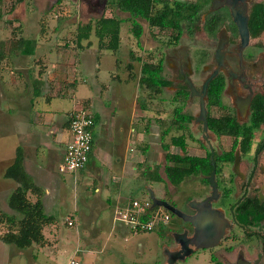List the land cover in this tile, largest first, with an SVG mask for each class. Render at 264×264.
<instances>
[{"label": "crops", "instance_id": "0c3cea01", "mask_svg": "<svg viewBox=\"0 0 264 264\" xmlns=\"http://www.w3.org/2000/svg\"><path fill=\"white\" fill-rule=\"evenodd\" d=\"M77 31L53 28L39 34V38L22 36L31 41L29 46L8 44L3 48V57L0 60V139L3 144L4 139L11 143L7 152L0 154V191L1 195L8 196L16 186L12 180H3L5 178L2 177V171L12 160L14 149L19 147L23 154L24 170L43 191L41 203L45 215L56 219L63 216L62 210L65 209L66 212L72 206L75 213H80V220L75 217L78 222L76 226L80 224L81 227L88 226L97 231L103 221L102 211L108 210L111 218L110 235L115 232L117 237L119 232L121 235L128 232L121 225L115 226L112 213L116 207L122 206L130 199L123 194L127 188L125 175L132 174L131 171L135 170L131 164L137 157L134 145L136 147L137 143H140L142 133L136 134L139 142L133 143L131 149L128 148L127 155L125 150L122 152L118 149V156H115L116 152L112 148L115 133L111 123L115 110L106 106L103 101L115 99L116 91L110 96L108 90L110 76L117 62L126 59L122 57L123 54L121 56L123 50L120 47V29L119 43L113 50L99 46L90 32L89 37L78 39V35H75ZM23 51L26 53L23 54ZM103 65L107 69V82L101 78L105 71L101 69ZM82 106L85 110L89 108L87 111L93 118L92 145L88 154L89 160L87 159L90 161L91 158V166L86 172L88 177L82 179L84 188L90 181L92 191L96 193L90 194L89 197L77 177L75 182H64L65 175L73 172H62L63 175L60 176L58 173L61 172L57 170L64 146L69 140V117L74 110ZM133 113L135 115V108ZM100 118L103 121L98 122ZM126 147L123 146L124 149ZM88 165L86 163L76 172L82 171ZM106 170L113 171V174L108 176ZM62 219L65 224L67 220H72L70 216H63ZM173 224L167 222L164 225L172 227ZM88 232L91 231H75L78 243L76 247H72L76 252L72 253L70 258L79 257L78 264H94L91 262L94 258L91 257L96 255L95 244L99 238L93 234L89 235ZM42 233L47 240L46 247L31 245L19 249L16 255L11 254V249L7 248L5 255H24L22 258L25 262L28 261L27 264H52L53 259L49 256L60 248L52 247L48 241L53 240L46 236L44 231ZM81 240L83 248L79 247ZM108 241L109 239H106V243ZM163 256L166 263L165 251ZM174 263L175 261L172 264Z\"/></svg>", "mask_w": 264, "mask_h": 264}, {"label": "rangeland", "instance_id": "374dc122", "mask_svg": "<svg viewBox=\"0 0 264 264\" xmlns=\"http://www.w3.org/2000/svg\"><path fill=\"white\" fill-rule=\"evenodd\" d=\"M100 15H112L118 18H126L124 21L120 22L119 28L122 43L120 47L123 50L121 56L123 54L122 57L126 59H120V61L117 62L116 68L111 73L108 88L110 96L111 93L116 91V94L114 93L115 99L112 101L109 98L103 101L106 106L114 108L115 110L114 114L111 116L113 117V120L111 121L113 124L112 130L113 133H115L114 145L112 147L116 152L115 156H118V149L122 150V152L125 150V154L127 155V150L131 149L133 146L132 144L138 141L136 134L139 133L141 135L142 133V137L139 139L140 143H137L138 145H136V147L134 145L137 157L139 159L142 158V160H138L136 157L131 162L132 166L135 167V170L131 171L132 174L125 175L127 188L124 190V197L139 200L146 199L148 198V191L151 190L155 197H162V199H165L175 207L183 209V205L186 201L188 202L190 200H199L203 198L205 194H208L209 188L201 183L197 176L195 178H185L176 186L170 184L165 178L163 172V166L166 164L164 151L171 154L174 152L178 154L186 152L188 154L202 155L204 147L198 146L194 142L187 141L184 152L173 146L168 147L166 150L163 149L160 142L163 140L166 142L168 138L166 136V138L161 139V128L159 129L158 122L154 119L156 115L153 116V113L157 114L156 109L166 110L168 112L173 106L178 105V103L170 102V93L165 91L161 97L156 96L151 102L152 105L148 104V108L147 102L143 99L145 98V92L138 83L140 65L146 59L145 46H147L148 43L155 46V48L157 46L160 48L166 44L167 47L169 45L173 46L174 43H171L172 34L174 32L173 30L164 29L159 31L156 27H153L152 31H150V35H148L147 24L144 21H140L142 32L140 37L135 39L131 32V20L127 19L128 14L115 10L113 4L110 2H107L102 12L97 10L96 12H93L85 7L82 2L76 0H20L19 2H17V0H2L0 3V47L6 48L8 44L12 45L11 39H17L19 36L25 38H39L40 27H43L44 31L52 30L53 28H57L61 31L66 29L75 30L76 27H82L88 21L92 24ZM12 30H14V34H11ZM179 41L184 44H188L189 41L191 42L184 32H182L179 37ZM15 45L19 46L16 43ZM101 69L102 71L105 70L103 71L101 78H103L104 82H107V69L104 65L101 66ZM163 76L166 77L167 75L164 74ZM140 104H142L144 108H142ZM181 106H183V104H181ZM134 108L135 115L133 113ZM88 109L89 108H87V110ZM101 120L102 118H100L98 122ZM119 127H121V130H119ZM177 133L178 131L171 130L168 135ZM193 134L196 135V129L193 130ZM254 138L255 139H253L252 142L258 138L257 131L255 132ZM4 142L5 144H3L2 141V144L0 143V154L6 153L11 143L7 142V139H4ZM124 145L127 146L125 149L123 148ZM226 148L227 145L224 142L222 146L217 147V150ZM250 150H253V147H251ZM140 155L143 157H140ZM261 155H264V150L263 152H260L259 156ZM259 159L264 160V158L261 157H259ZM86 163L89 165L82 171L78 173L75 171V173L66 174L64 182L67 184L73 181L75 182L77 177L83 190H87V197H89L90 194L96 195V193L92 191L90 181L86 188L83 186L82 179L88 177L86 172L87 170L89 171L91 166V158L90 161H87ZM245 164L249 165V163ZM106 171L108 176L113 174V171ZM152 171L160 176L158 180L151 178ZM58 174L60 176L63 175L62 173ZM81 176H83V178H81ZM226 178L227 170L223 167L221 171L215 175V179L219 181V194L222 191V186L226 184ZM3 180L12 182L9 179ZM219 184L221 188L219 187ZM6 196L7 195H1L0 191V214L16 215L6 207ZM238 196L239 193H237V191L230 195V198L220 196L217 201L212 203V207H219L220 209H223V211L225 209V217H228L229 215L226 206L229 202H231L230 204H234ZM30 198L32 199L31 196ZM153 209L162 208L156 206L153 207ZM61 213L63 216L71 217L73 222L72 226L66 225L65 221L62 219L63 216H61L52 219V221L43 229L44 234L53 240L51 242L49 240L48 243H51L52 247H56L57 249L60 248L55 251L53 255L49 256L50 259H53L52 264H70V259L77 262L79 261V257L77 256L70 258L73 255L72 253L76 252L75 250H72V247H76V243H78L75 235V231L77 232L78 229L89 230L91 231L88 232L89 235L93 234L99 238L95 244L96 255L91 257L92 259L94 258L93 261H91L94 264H166L163 256L165 249L168 248L173 250L177 247V245L169 238L170 231L172 233L178 230L175 226H172V228L169 225L165 226L164 224H159L153 230L132 233L126 227L121 225L128 233L121 235L119 232L116 237L115 232L110 235L111 218L110 214H108V210L102 211L103 221L100 227L96 229L97 231L90 229L88 226L81 227L80 224L77 227L76 225L78 222L75 220V217L80 220V213H75L72 206H70L68 211L65 212L64 209ZM168 215L170 217L168 222L172 219L175 220V217L172 216V214L169 213ZM188 228L190 229V227ZM247 230L249 229L247 228ZM253 230L256 231V229ZM78 233L80 237V231H78ZM241 234L244 233H241V231L237 229H228L225 231V236H223L216 246L209 249L194 250L189 256H186L183 261L179 260L174 264H212L209 259L210 257H213L221 264H223L224 259L226 262H231V257H229V255L228 257H224V254L228 253L227 250L229 246L235 247L238 244H241L240 246L245 249L244 251H247L245 252L248 257L247 259L251 260L255 256V248L247 246V244L251 243H247L244 239L240 240L239 238ZM106 239H109L107 243ZM47 245L48 244H45L43 247H46ZM65 247L67 248L62 251L61 249ZM79 247L83 248L82 240L81 243H79ZM7 248L11 249V254L13 255H16V252L19 250L13 245H4L3 243H0V264H27L28 261L25 262L22 258L24 255L6 256L5 253ZM259 264H264V261L262 260Z\"/></svg>", "mask_w": 264, "mask_h": 264}, {"label": "flooded vegetation", "instance_id": "af4514ba", "mask_svg": "<svg viewBox=\"0 0 264 264\" xmlns=\"http://www.w3.org/2000/svg\"><path fill=\"white\" fill-rule=\"evenodd\" d=\"M76 1L82 2L85 7L93 12L96 10L102 12L109 2V0ZM167 1L170 5L175 2L182 7L189 4L196 6L193 15L196 20L190 24L189 28L180 23V33L177 38H173L176 31L172 34L171 43H174L173 46L167 47L166 44L160 48H158L159 46L155 48L149 43L145 46V62L158 63L161 66L160 77L167 82L160 88L157 97H161L166 91L170 93L169 101L178 103L168 112L156 109L157 114L153 113V116L156 115L154 119L162 122L164 126L178 119L182 127L178 128L176 130L178 133L174 135L181 136L185 146L189 141L204 147L202 155L186 152L183 154L174 152L173 154H178L182 158L183 156L204 158L206 153H209V163L211 164L212 160L214 164V178L225 167L227 170L226 184L222 188L219 184L222 189L219 194V181H216L218 197L211 201V206L223 193L227 192L226 197L229 198L235 191L239 193L234 204L229 202V205L226 206L228 217H225V209L223 211L219 207L215 206V208L223 212L230 224L229 230L233 228L244 233L239 239L251 243L247 246L255 248V256L251 260L247 259L245 254L247 251H244L245 249L240 246L241 244L235 247L229 246L228 253H225L224 257L229 255L231 262H226L224 259L223 264H259L262 260L264 261V219L256 224H245L239 221L238 213L241 210L254 213L264 212V160L259 159V157L264 158V155L259 156L260 152L264 150V122L260 123L257 128L250 129V149L253 147V150L249 149L245 154L238 149L242 139L241 136H238L234 150L228 155L235 135L230 133L218 134L216 130L221 127L227 128L220 124L229 125L231 130H246L249 126L252 104L256 101L264 103V0ZM161 7V2L155 3L152 12L160 10ZM114 8L119 11L115 6ZM109 17L116 16L110 15ZM244 23L247 29V38L243 41L238 27ZM147 26V34L150 35V31L156 26H149L148 24ZM182 32L191 42L184 44L179 41ZM164 74L167 76L164 77ZM188 84L192 86L193 91L190 90ZM204 84L206 85L202 91ZM200 99L204 106L203 116L200 114ZM194 129H196V135L193 134ZM256 131L258 138L252 142L255 139ZM167 134L163 135L161 139L166 138V136L169 138L170 135ZM224 142L227 148L217 150V147L222 146ZM173 147L178 148L177 146ZM236 151L238 152L237 172L233 169ZM173 154L164 151L165 165L170 163ZM213 156H215V161ZM245 163H249V165ZM195 177L191 175L187 178ZM206 186L209 188L208 182ZM209 193L210 191L204 197L208 196ZM188 202L186 201L183 205V209L177 208L187 214L193 213ZM240 205L241 210L239 209ZM168 223L170 225L174 223L173 226L178 228L177 232L186 230L187 235L191 233V227L186 222L175 218ZM169 238L174 242L171 233H169ZM177 248L178 245L175 249ZM185 258L186 256L181 261Z\"/></svg>", "mask_w": 264, "mask_h": 264}, {"label": "trees", "instance_id": "16d2710c", "mask_svg": "<svg viewBox=\"0 0 264 264\" xmlns=\"http://www.w3.org/2000/svg\"><path fill=\"white\" fill-rule=\"evenodd\" d=\"M1 1L2 0H0V3ZM19 1L20 0H17V2ZM109 2L113 3L119 11L128 14L129 18L127 17V19L131 20V32L136 39L140 37L142 32V25L140 21L146 22L149 26H156L161 30L171 29L176 31V33L173 32V38L176 39L180 33V23H183L186 28H189L190 24L196 20V17L193 16L196 6L190 4L182 7L173 2L170 5L167 0H110ZM157 2H161L162 7L160 10L152 12L154 4ZM125 19L126 18L104 17L101 15L96 18L92 24L88 21L82 27H76V30L78 31L75 33V35L77 34V38L81 39L82 37H89L88 35L92 33V37L96 38L99 46H105L106 48L113 50L117 48L119 43L118 32L120 22L124 21ZM39 32L40 34L44 32L43 27H40ZM11 34H14V30H12ZM11 40L12 45L16 43L18 45L28 44L27 46H29V44H31V41L20 36L17 39ZM24 53L26 52L23 51V54ZM2 57L3 48L0 47V60ZM160 67L161 66L158 63H146L145 61L140 65L138 83L145 92V98L143 99H145V102H147V106L148 104L152 105L151 102L157 96V93L160 92V88L167 84V82L160 77ZM263 104L264 103L262 101H256L254 104H252L249 126L246 130H231L229 125L220 124L226 126L227 128H218V130H216L218 134L230 133L235 135L231 151L227 153L228 155H230L234 150L238 136H241L242 138L238 147L239 151L244 154L249 151L251 145L250 129H255L260 123L264 122ZM140 105L142 106V104ZM82 108L85 109L83 106ZM142 108L144 107L142 106ZM74 113L75 110L69 117L68 128L69 122ZM92 127L93 118L92 125L90 127V133H92ZM158 127L159 129L161 128L160 135L162 137L171 130H177L182 126L179 120L175 119L173 123L167 126H164L162 122L158 121ZM160 145L165 150L170 146H177L181 151L185 150L183 138L178 135L175 136L174 134L170 135L166 142L161 141ZM64 151L60 163L64 156ZM208 156L209 153H206L204 158L197 156H183L182 158L179 157L178 154H173L170 164L165 165L163 168L165 178L170 184L176 186L180 181L192 175L197 176L200 179V182L206 185L208 182L207 175L212 169ZM213 158L215 161V156H213ZM22 160V150L21 148L16 147L13 152L12 160L2 171L3 178L12 180L16 184L13 190L6 197L5 204L6 207L13 211L17 216L3 213L0 214V243L13 245L18 249L26 248L31 245L42 247L47 244V240L43 236L42 231L44 227L52 221L53 218L43 213V207L41 203L43 191L33 182L31 176L24 170ZM84 165L81 168H83ZM152 172L151 178L158 180L160 176L156 172ZM226 195L227 192L221 194V197H226ZM239 209H242L241 205L239 206ZM238 214L239 221L245 224H256L264 219V212L254 213L252 211L244 212L241 210V212ZM209 259L212 264H221L213 257H210Z\"/></svg>", "mask_w": 264, "mask_h": 264}, {"label": "water", "instance_id": "95a60500", "mask_svg": "<svg viewBox=\"0 0 264 264\" xmlns=\"http://www.w3.org/2000/svg\"><path fill=\"white\" fill-rule=\"evenodd\" d=\"M240 37L247 38V29L245 23L238 27ZM203 85L202 91H204ZM188 87L191 91L193 88L190 84ZM200 114L204 115L203 101L200 99ZM237 154L233 163V169L237 172ZM212 169L207 177L210 193L208 196L200 200H190L188 202L189 208L193 213L187 214L170 204L162 198L154 196L151 190L148 191V198L151 202V208L159 206L172 214L175 218L186 222L191 227V233L187 235L186 230L181 232L174 231L171 233L174 243L178 245L176 250H165L167 256V264H172L175 260H182L185 256L197 249H209L218 244L221 237L224 235L225 230L230 227L228 220L224 217L220 209L213 208L211 201L218 197L217 183L214 178V164L211 160Z\"/></svg>", "mask_w": 264, "mask_h": 264}, {"label": "built area", "instance_id": "2783aa9c", "mask_svg": "<svg viewBox=\"0 0 264 264\" xmlns=\"http://www.w3.org/2000/svg\"><path fill=\"white\" fill-rule=\"evenodd\" d=\"M91 125V114L82 107L76 109L69 122V140L58 166L59 172H74L86 163L91 146ZM168 214L164 209L151 208L149 198L142 200L130 198L125 204L114 209L112 222L126 227L132 233L146 232L159 224H166L169 220ZM66 224L71 225L72 220H67ZM69 263L78 264L73 259Z\"/></svg>", "mask_w": 264, "mask_h": 264}]
</instances>
